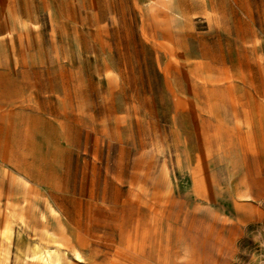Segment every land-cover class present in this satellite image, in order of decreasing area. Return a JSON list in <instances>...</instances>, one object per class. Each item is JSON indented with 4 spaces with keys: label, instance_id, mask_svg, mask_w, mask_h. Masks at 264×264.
<instances>
[{
    "label": "rangeland",
    "instance_id": "rangeland-1",
    "mask_svg": "<svg viewBox=\"0 0 264 264\" xmlns=\"http://www.w3.org/2000/svg\"><path fill=\"white\" fill-rule=\"evenodd\" d=\"M0 264H264V0H0Z\"/></svg>",
    "mask_w": 264,
    "mask_h": 264
}]
</instances>
